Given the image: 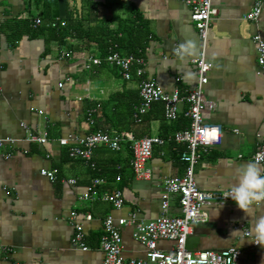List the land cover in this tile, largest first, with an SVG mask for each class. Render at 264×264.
Masks as SVG:
<instances>
[{
  "label": "crops",
  "instance_id": "0c3cea01",
  "mask_svg": "<svg viewBox=\"0 0 264 264\" xmlns=\"http://www.w3.org/2000/svg\"><path fill=\"white\" fill-rule=\"evenodd\" d=\"M120 1L0 0V138L16 139L12 147L0 152V264H103L100 238L104 218L110 213L116 218L132 213L145 220L158 218L164 180L185 173L183 145L171 141L154 147L141 176L133 169L129 143L119 151L98 146L94 154L97 168L93 169L72 158L69 146L59 141L99 130L135 138L173 134L167 128L171 121L165 118L161 102L153 104L142 121L134 118V107L141 101V78L134 74L132 80H125L116 66L90 63V57L103 58L95 41L66 32V26L57 34L47 26L35 25L38 17L46 22L55 18L66 21L75 6L82 12L91 9V14L99 17L125 16L117 5ZM129 1L150 21L153 33L144 54V77L167 92L179 89L182 95L190 93L198 82L194 60L202 42L188 0ZM254 2L213 0L219 13L212 21L206 46L213 66L205 90L216 107L207 119L222 124L224 133L221 144L207 151L200 149L196 181L205 191L229 190L236 180V168L253 160L264 141V73L254 40L257 33L264 38V8L258 22L245 18ZM114 20L112 28L118 24ZM64 52L68 54L62 56ZM98 103L101 107L92 123L88 109ZM43 130L49 132L48 143L26 140L31 133ZM7 152H12L9 158ZM42 169H58V180L44 177ZM95 177L106 179L101 195L115 188L123 190L122 209L102 198H81ZM71 178L77 183L63 180ZM74 210L84 226L88 250L73 245ZM204 211L208 219L193 226L187 240L189 249L219 251L235 246L243 251L238 264H264V245L249 240L254 238L256 220L264 216V204L253 207L250 214L234 200L206 205ZM88 213L92 220L87 219ZM169 214L181 215L175 195ZM122 233L124 256L145 258L146 246L134 238L133 227H123ZM173 245L169 240L158 242L163 250Z\"/></svg>",
  "mask_w": 264,
  "mask_h": 264
},
{
  "label": "built area",
  "instance_id": "2783aa9c",
  "mask_svg": "<svg viewBox=\"0 0 264 264\" xmlns=\"http://www.w3.org/2000/svg\"><path fill=\"white\" fill-rule=\"evenodd\" d=\"M188 4L192 9V19L202 42V50L194 60L197 66L198 82L190 93L182 95L179 89L167 92L156 81L144 77L145 56L123 55L119 51H111L103 58L90 57L89 61L96 65L106 63L116 66L125 80H132L134 74L141 78L139 82L141 101L134 107V118L137 121H142L153 104L161 102L164 105V115L168 121H176L184 112V115L190 119V125L185 129L177 130L169 137L135 138L128 133L99 130L83 136L69 135L59 140L62 145L69 146V154L72 158L85 161L93 169L97 168L94 154L98 146H107L112 150L119 151L125 142L129 143L133 152L132 166L138 176L144 174L145 162L153 156L156 145H162L168 141L183 145L181 160L186 164L185 173L164 180L162 213L158 218L140 219L134 213L119 218L110 213L104 218L103 234L100 238V247L104 252L103 264H238L243 253L242 249L235 246L219 251H193L187 246L193 226L204 223L208 219L204 206L226 204L232 200L230 197H224L225 190L205 191L198 186L196 181V166L200 158V149L207 151L209 148L221 144L224 133L222 124L207 119V114L215 109L216 104L207 97L205 90V86L209 82V72L213 66L207 58L206 46L212 21L219 10L214 6L213 0H188ZM263 8L264 0H255L251 11L245 15V18L251 22H258ZM66 24V21L55 18L46 22L45 26L60 29ZM35 25H44L43 19L36 18ZM254 40L259 52L258 63L264 73V38L257 33L254 35ZM67 54L64 52L62 56ZM62 85L63 83H60V86ZM182 105H185L186 108L182 109ZM99 107H101V103L88 109L87 118L90 122L95 121V114ZM23 126L26 127L25 124ZM26 140L46 144L50 140L49 132L43 130L31 133ZM15 142L16 139L12 137L0 138V152L7 146L12 147ZM4 154L9 158L12 152ZM257 157L264 160V141L258 145L253 154V159ZM41 174L53 182L59 178L58 169H42ZM116 179L120 181L122 178L118 175ZM63 180L77 183V179L74 178ZM105 183L104 177H95L90 189L83 193L81 198L84 200L102 198L111 203L115 209H122L125 205L123 190L115 188L101 195L100 187ZM173 195L179 199L181 208L179 216L169 214ZM77 217L78 212L74 210L71 214L74 226L72 242L75 247L88 250L90 246L85 241L84 226L77 221ZM87 219L92 220L93 215L88 213ZM125 226H132L134 238L146 246L145 258L127 259L124 256L122 228ZM246 235H251V232L246 231ZM160 240L172 241L174 245L169 250L160 249L158 247Z\"/></svg>",
  "mask_w": 264,
  "mask_h": 264
},
{
  "label": "trees",
  "instance_id": "16d2710c",
  "mask_svg": "<svg viewBox=\"0 0 264 264\" xmlns=\"http://www.w3.org/2000/svg\"><path fill=\"white\" fill-rule=\"evenodd\" d=\"M88 3L94 7L98 5L95 2ZM117 5L122 8L125 16L117 18L113 16L99 17L98 15H92L93 11L91 9L87 11V8H84L85 11L82 12L81 9L75 6V9L69 11V15L67 16L66 32H73L77 37L95 41L101 48L103 57L111 51H119L123 55L144 56L147 44L153 38L150 21L144 16L137 5L129 0H121ZM110 6H116V4H110ZM114 19L117 20L118 24L117 27L112 28L111 23L115 21ZM43 21V26H45L46 21ZM50 29L54 30L57 34H60V31H62L56 28ZM189 125L190 119L182 112L176 121H171L168 124L167 128L171 129L172 133H175L177 130L185 129Z\"/></svg>",
  "mask_w": 264,
  "mask_h": 264
},
{
  "label": "clouds",
  "instance_id": "9594fccd",
  "mask_svg": "<svg viewBox=\"0 0 264 264\" xmlns=\"http://www.w3.org/2000/svg\"><path fill=\"white\" fill-rule=\"evenodd\" d=\"M235 176V182L229 186L224 197H230L246 214H250L253 207L264 204V160L257 157L245 165L237 167ZM234 232L235 230L232 235ZM254 232V238L249 240L264 245V216L256 220ZM244 239H241V242Z\"/></svg>",
  "mask_w": 264,
  "mask_h": 264
},
{
  "label": "water",
  "instance_id": "95a60500",
  "mask_svg": "<svg viewBox=\"0 0 264 264\" xmlns=\"http://www.w3.org/2000/svg\"><path fill=\"white\" fill-rule=\"evenodd\" d=\"M194 233H195V229H194Z\"/></svg>",
  "mask_w": 264,
  "mask_h": 264
}]
</instances>
